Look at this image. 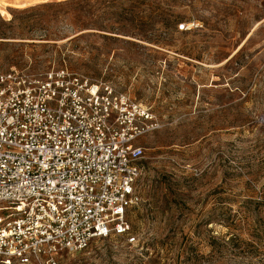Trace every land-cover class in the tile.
<instances>
[{"label": "rangeland", "instance_id": "374dc122", "mask_svg": "<svg viewBox=\"0 0 264 264\" xmlns=\"http://www.w3.org/2000/svg\"><path fill=\"white\" fill-rule=\"evenodd\" d=\"M61 68L159 128L136 141L135 242L59 264H264V0H0V71Z\"/></svg>", "mask_w": 264, "mask_h": 264}, {"label": "built area", "instance_id": "2783aa9c", "mask_svg": "<svg viewBox=\"0 0 264 264\" xmlns=\"http://www.w3.org/2000/svg\"><path fill=\"white\" fill-rule=\"evenodd\" d=\"M155 116L61 68L0 71V263L59 264L95 239L135 242L128 210Z\"/></svg>", "mask_w": 264, "mask_h": 264}, {"label": "bare ground", "instance_id": "6f19581e", "mask_svg": "<svg viewBox=\"0 0 264 264\" xmlns=\"http://www.w3.org/2000/svg\"><path fill=\"white\" fill-rule=\"evenodd\" d=\"M16 0H9V4L14 3ZM24 2V1H23ZM22 3V2H21ZM21 7V6H19Z\"/></svg>", "mask_w": 264, "mask_h": 264}]
</instances>
